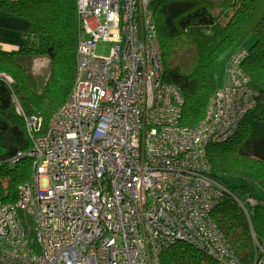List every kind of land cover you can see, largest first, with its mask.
I'll list each match as a JSON object with an SVG mask.
<instances>
[{
    "label": "built area",
    "instance_id": "built-area-1",
    "mask_svg": "<svg viewBox=\"0 0 264 264\" xmlns=\"http://www.w3.org/2000/svg\"><path fill=\"white\" fill-rule=\"evenodd\" d=\"M152 1H76L75 81L44 130L41 116L25 118L30 149L9 162L25 155L31 170L15 201L0 198V264H159L174 241L220 264H264L256 239L259 252L241 259L210 219L228 188L199 162L254 103L239 68L247 49L226 60L203 119L181 125ZM101 40L111 41L107 54L95 52Z\"/></svg>",
    "mask_w": 264,
    "mask_h": 264
},
{
    "label": "trees",
    "instance_id": "trees-1",
    "mask_svg": "<svg viewBox=\"0 0 264 264\" xmlns=\"http://www.w3.org/2000/svg\"><path fill=\"white\" fill-rule=\"evenodd\" d=\"M76 1L0 0V9L30 23L23 47L0 51V198L5 202L17 199L19 185L31 170V159L25 155L9 162L17 152L30 149L25 118L41 116L44 130L74 84L81 30ZM150 9L162 48V80L182 95L183 125L196 126L205 116L222 54L230 48H249L239 68L251 85H257L254 104L238 118L232 136L206 147L212 175L228 188L209 215L239 258L246 259L259 252L254 239L264 249V0H153ZM249 36L252 42L242 46ZM187 48H193V61L174 59ZM35 56L45 58V66L33 75L27 62ZM223 175H239L240 184L228 185ZM159 260L220 264L184 241L162 248Z\"/></svg>",
    "mask_w": 264,
    "mask_h": 264
},
{
    "label": "crops",
    "instance_id": "crops-1",
    "mask_svg": "<svg viewBox=\"0 0 264 264\" xmlns=\"http://www.w3.org/2000/svg\"><path fill=\"white\" fill-rule=\"evenodd\" d=\"M27 18L0 9V51L11 52L23 47L29 32ZM225 63L220 68V82L224 77ZM217 66V76H218ZM218 79V78H217Z\"/></svg>",
    "mask_w": 264,
    "mask_h": 264
},
{
    "label": "rangeland",
    "instance_id": "rangeland-1",
    "mask_svg": "<svg viewBox=\"0 0 264 264\" xmlns=\"http://www.w3.org/2000/svg\"><path fill=\"white\" fill-rule=\"evenodd\" d=\"M252 39H253V37L252 36H249L246 40H244L243 42H241V44H243L242 46H248V44H250L252 42ZM110 43H111V41H103V40L99 41L98 44H97V47L95 49V52L96 53H101V54H107L108 47H109V44ZM248 49H247V51H248ZM235 50H236L235 48H232V49L230 48L229 50L225 51L222 54V56L218 59L219 72H220V68L222 67V64H224L226 62V60L231 56V54ZM174 59H176V60H182V59H187L188 60V59H190V60L193 61V59H194V51H193V48H187V49L183 50L182 51V54H180L179 52H177L176 54H174ZM190 62L191 61H189L187 63V66H189ZM27 65H28V67H27L28 68V71L30 73H32L33 75H36L38 72H40L44 68V66H45V58L40 57V56L32 57L27 62ZM219 84H220V80H217L216 81V85H219ZM222 177L225 180V182L228 185H230V186L237 187L240 184V176L239 175H223ZM209 217L212 220V218H211L210 215H209ZM217 227H218V225H217ZM223 235H224V233H223Z\"/></svg>",
    "mask_w": 264,
    "mask_h": 264
},
{
    "label": "bare ground",
    "instance_id": "bare-ground-1",
    "mask_svg": "<svg viewBox=\"0 0 264 264\" xmlns=\"http://www.w3.org/2000/svg\"><path fill=\"white\" fill-rule=\"evenodd\" d=\"M80 29H81V24H80ZM80 37H82V32H81V30H80V32H79V34H78V40H79V38ZM78 40H77V45H78ZM76 61H77V47H76ZM217 80H220V72H219V70H218V76H217ZM251 88H252V90L254 91L253 93H252V95H251V99L253 100V102H254V100H255V96H256V89H257V85H251ZM238 99H241V98H238ZM254 104V103H253ZM252 104V105H253ZM251 105V106H252ZM177 117H178V120H179V123H180V118H181V114H177ZM181 124V123H180ZM181 125H183V124H181ZM183 126H185V127H187V128H189V129H192V128H194V126H188V125H183ZM235 127L234 126H232V127H230V129H229V132H228V134L226 135V137L225 138H223V139H220V140H208V144L210 145V144H215V143H220V142H224V141H226L230 136H232V134L235 132ZM186 153V152H185ZM200 169H202V170H208L207 169V166H209V163H208V160H207V154H206V150H205V152L201 155V157H200ZM210 167V166H209Z\"/></svg>",
    "mask_w": 264,
    "mask_h": 264
}]
</instances>
